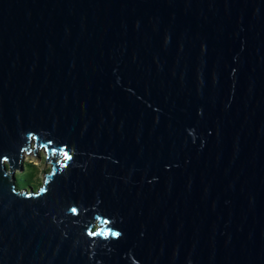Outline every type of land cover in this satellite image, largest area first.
Returning a JSON list of instances; mask_svg holds the SVG:
<instances>
[{"label":"water","instance_id":"obj_1","mask_svg":"<svg viewBox=\"0 0 264 264\" xmlns=\"http://www.w3.org/2000/svg\"><path fill=\"white\" fill-rule=\"evenodd\" d=\"M0 264H264V0H0Z\"/></svg>","mask_w":264,"mask_h":264},{"label":"rangeland","instance_id":"obj_2","mask_svg":"<svg viewBox=\"0 0 264 264\" xmlns=\"http://www.w3.org/2000/svg\"><path fill=\"white\" fill-rule=\"evenodd\" d=\"M47 154L46 148H40L38 154H36V151H32L31 153L25 154L23 160L26 166L28 163H31L37 167L41 184L44 181V172L53 168L52 162L47 161Z\"/></svg>","mask_w":264,"mask_h":264},{"label":"trees","instance_id":"obj_3","mask_svg":"<svg viewBox=\"0 0 264 264\" xmlns=\"http://www.w3.org/2000/svg\"><path fill=\"white\" fill-rule=\"evenodd\" d=\"M37 167L34 164L28 163L25 165V170L21 173H17L18 188L22 189L29 186H34L37 189L41 186L40 178L38 176Z\"/></svg>","mask_w":264,"mask_h":264}]
</instances>
